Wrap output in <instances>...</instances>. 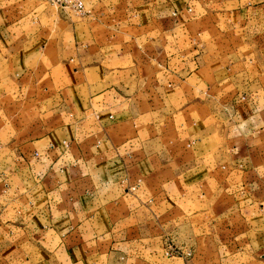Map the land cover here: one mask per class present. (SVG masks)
I'll use <instances>...</instances> for the list:
<instances>
[{
  "label": "crops",
  "instance_id": "0c3cea01",
  "mask_svg": "<svg viewBox=\"0 0 264 264\" xmlns=\"http://www.w3.org/2000/svg\"><path fill=\"white\" fill-rule=\"evenodd\" d=\"M84 2L0 0V237L42 264H264V0Z\"/></svg>",
  "mask_w": 264,
  "mask_h": 264
},
{
  "label": "rangeland",
  "instance_id": "374dc122",
  "mask_svg": "<svg viewBox=\"0 0 264 264\" xmlns=\"http://www.w3.org/2000/svg\"><path fill=\"white\" fill-rule=\"evenodd\" d=\"M34 1V0H33ZM40 2L41 5H39V10L38 13L44 12L48 9H51V11H53L55 13V15H58L60 19L65 20V21H76L77 19L81 18L80 16L74 14V13H69L68 15H64L62 13H60V11L56 10L53 6H51L50 4H48L46 1L44 0H38ZM57 43V42H56ZM55 43V44H56ZM76 67H70V68H66L65 70H61V69H57L56 72H54V77H55V83L54 84H49L50 85V89H53L56 91L64 89V86H71V84L74 83V80H76V76H77V71H76ZM43 83H41V85L38 87V89H42ZM75 89H69L67 91H65V96L66 97H70L73 98L75 97ZM38 97H43V92H37ZM84 96L87 98L88 97V93L85 92ZM71 107V104H69ZM27 110L35 113V117L39 116L41 117V112L44 113V110H38L36 107L35 102H32V105L28 106ZM66 110V112H68L70 109H64ZM31 115V114H30ZM29 115V117H30ZM64 121V118H60L57 121H54V123L51 125L54 126V124H56L57 122H61ZM49 127V128H51ZM13 242L14 240L12 239V235L9 236H5V237H0V264H29V260L31 263L35 262V264H39V263H43L44 262V254L41 253L40 251H36V256L34 255L33 252L29 251V250H13ZM28 241H25L24 238H22L21 240V245L22 248L27 246ZM18 244V243H17ZM18 248V247H17ZM171 254V253H170ZM178 253H173L171 254V256H169V259H172L176 256H178ZM46 261V260H45ZM168 261V260H167ZM168 264H172L170 261H168Z\"/></svg>",
  "mask_w": 264,
  "mask_h": 264
},
{
  "label": "built area",
  "instance_id": "2783aa9c",
  "mask_svg": "<svg viewBox=\"0 0 264 264\" xmlns=\"http://www.w3.org/2000/svg\"><path fill=\"white\" fill-rule=\"evenodd\" d=\"M56 10L68 15L74 13L78 16H84L88 13L84 0H44ZM246 101L245 97L241 98ZM171 256V254H169Z\"/></svg>",
  "mask_w": 264,
  "mask_h": 264
}]
</instances>
